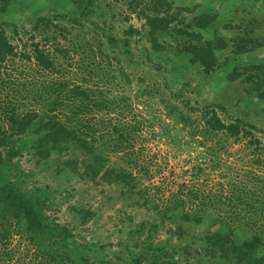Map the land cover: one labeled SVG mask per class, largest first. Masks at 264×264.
I'll use <instances>...</instances> for the list:
<instances>
[{"label": "rangeland", "instance_id": "obj_1", "mask_svg": "<svg viewBox=\"0 0 264 264\" xmlns=\"http://www.w3.org/2000/svg\"><path fill=\"white\" fill-rule=\"evenodd\" d=\"M170 3L179 29L194 16L215 17L194 30L200 42L226 43L215 71L179 53L196 39L164 35L163 49L154 50L126 0H15L0 11L15 52L0 64V139L12 137L16 148L10 158L1 148L0 190L13 189L68 235L34 236L0 204V264H230L207 248L221 222L237 238L259 233L264 242V71L241 72L264 67V0ZM41 17L51 23L33 30ZM238 38L245 43L235 55ZM35 46L53 70L37 66ZM12 112L80 127L88 143L95 140V153L69 143L42 159L34 151L36 122L9 136ZM210 112L248 127L236 136L207 134ZM101 168L122 169L136 184L90 181ZM181 203L196 207L192 217L201 222L183 221L173 209ZM263 255L264 244L256 257Z\"/></svg>", "mask_w": 264, "mask_h": 264}, {"label": "trees", "instance_id": "obj_2", "mask_svg": "<svg viewBox=\"0 0 264 264\" xmlns=\"http://www.w3.org/2000/svg\"><path fill=\"white\" fill-rule=\"evenodd\" d=\"M13 1L15 0H0L1 13H5ZM126 1L128 2L129 7L133 9L134 12H137L138 18L144 20L148 29L147 34L149 42L154 50L160 51L163 49L159 39L164 35H172L173 33L175 35L180 34L196 39L199 43L193 44L188 42V44H183L179 49V53L184 56H189L190 63L193 65H199L205 73L208 74L215 71L218 63L216 52L224 49L226 43L221 38L200 42L201 35L194 32L195 29H205L210 23L214 22L215 17L207 14L194 16L190 22L187 24L184 23L186 29L183 30V28L179 29L176 27V22L173 20L172 16H169V11L172 7L170 0ZM186 11H188V9ZM46 23H51V20L48 17L38 18L33 30H37L41 24L45 25ZM188 29L192 30L189 31ZM132 32L135 31L132 30ZM234 43L235 49L233 53L235 55L241 54V45L245 43V41L242 38H238ZM13 56H15L14 47L9 41L6 31L0 27V64ZM33 57L40 69L48 71L53 70L54 62L49 55L40 50L38 46H35L33 50ZM252 69L264 71V67L252 66L247 69H241V72L246 73ZM258 92L260 97L264 98V91L258 89ZM210 114L211 118L209 117L205 121L204 132L207 134L223 132L230 136H236L248 127L247 124H244L239 120H236L235 123L232 124H224L219 118H217L215 112H210ZM36 119L37 116L35 114L25 115L18 118L16 114L12 112L9 115V136H21L25 134L29 129L34 128V123L36 122L35 126L37 125L38 127L33 129V131L38 134L40 138L34 147V151L40 158L48 159L52 156L53 152L63 153L64 151H67L69 143L75 145L74 147L77 150H86L91 155L95 153V148L93 146L95 140H92V143H88L82 134L84 133L81 130L82 128L70 125L69 123H62L60 120H57L56 117L51 116L46 118H44V116L38 117V122L35 121ZM136 129L137 128L133 130L136 132ZM4 135L7 136L6 133ZM115 135L117 136V131H115ZM11 138L8 139L4 137L0 139V165L4 164L2 158L3 152L1 150L2 147H6L5 151L8 158L13 157L16 153L14 141ZM119 139L125 140L126 138L121 134L119 135ZM69 165H72V163H69ZM101 171L102 168L93 170L91 176L87 175L89 177L88 179L90 181H95V179L100 176L101 180L111 184H136L135 179L122 169H107L102 174ZM178 190L182 192L183 187H180ZM0 204L3 205L4 211L17 216L18 218L24 219L26 231L34 236H49L53 231L58 232L56 235L57 237L62 236L63 238H66L68 236L65 228L59 229L58 225L53 227L55 229L50 228L46 220L38 215L26 198L21 197L16 191L8 186L5 189L0 190ZM209 208L210 206L205 204L202 206L201 211L204 213ZM173 209L182 210V219L185 222L194 219L195 221L201 222V217H192L193 212L196 211V207L192 204L188 205L186 203H181L180 205L174 206ZM222 224L224 223L221 222L214 224L213 229H211L206 238L207 248L211 250V253H220V257L228 261L230 264H264V255L261 258L256 257L257 251L264 244L259 233L252 235L250 238H237L233 232H227V230H224L221 226ZM138 262V260H134V263L137 264Z\"/></svg>", "mask_w": 264, "mask_h": 264}]
</instances>
